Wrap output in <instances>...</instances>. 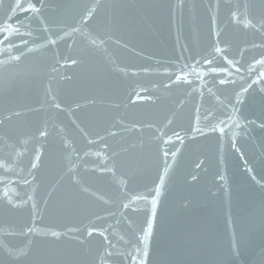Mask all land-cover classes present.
Listing matches in <instances>:
<instances>
[{"label":"water","instance_id":"obj_1","mask_svg":"<svg viewBox=\"0 0 264 264\" xmlns=\"http://www.w3.org/2000/svg\"><path fill=\"white\" fill-rule=\"evenodd\" d=\"M31 2L0 3V264H264V0Z\"/></svg>","mask_w":264,"mask_h":264},{"label":"snow or ice","instance_id":"obj_2","mask_svg":"<svg viewBox=\"0 0 264 264\" xmlns=\"http://www.w3.org/2000/svg\"><path fill=\"white\" fill-rule=\"evenodd\" d=\"M97 2H98V0H97ZM0 3H2V0H0ZM16 9H19L21 12H28V13H33V14H39V12H40V8H38L36 4L32 3L31 0H26V3L25 4H21L20 3V0H16L15 6L10 8V12L13 13V14H15ZM91 16H92V12L89 11L86 8L85 9V14L82 17L81 23H83L84 21L90 19ZM7 19L11 20L12 19V16L7 17ZM27 19H30V18H27ZM22 23L23 22H17V25L16 26H19ZM260 23L262 24V26H264V21H262ZM10 27H13V25H3V26H0V37H2V40H0V42H3V40L9 39L8 28H10ZM45 30L47 31V27H45ZM71 31L72 32H77V31H79V28H72ZM69 34L70 33H65V35H69ZM25 35H29L30 36L31 35V32H27V33H25ZM62 39H64V35H56V39H51V34H50L49 35V38H47L45 40V42H44V44L42 46L46 47L48 44H56L58 40H62ZM22 42L26 43V41H22ZM91 43L93 45H95L96 44V40H92ZM100 43L102 45L104 43V41L101 40ZM216 51L219 52L221 50L219 48H217ZM17 59H19V57H17ZM72 63L75 64L76 61L73 60ZM205 63H210V61L205 60ZM262 63H264V61H262ZM213 71H214V69H213ZM180 80H181V77L179 75H177L176 76V81L179 82ZM228 82L229 81H226V80L219 81L220 84H224V83H228ZM137 98L139 99V97H137ZM54 99H55V97H53V100ZM237 102L238 103L240 102L238 98H237ZM55 107L56 108H59L60 105L59 104H56ZM77 107H79V105H77ZM233 111H236V109L233 108ZM16 115H19V114L17 113ZM199 119H200L199 109H197L196 123H199ZM205 119H207V116H205ZM227 119L230 120L231 119V116H228ZM169 122H171V121H169ZM0 123H3V122L0 121ZM225 124H226V121L225 120H219L218 121V124L216 126H213L210 130L212 132H217L218 131L219 133L223 134L225 132V127H224ZM148 127H151V125H149ZM191 131H194V132H197V133H199L201 135H204V131L200 127H192L191 128ZM40 135L41 136H45L46 133L42 131V132H40ZM163 135L164 134L162 133L160 137H154L153 139L155 141H159V140L162 139ZM173 135H175L177 141H180L181 143H183L184 137H182L179 132H174ZM186 135H187V133H185V136ZM100 139L102 140L103 138L101 137ZM170 141H171V137H169L168 140L163 141V142L164 143H168ZM89 143L90 144H93L95 142L94 141H89ZM104 147L107 148L108 145L105 144ZM72 151L75 152V149H72ZM178 151H179V149H177V152ZM84 155H88V153L85 152ZM98 155H100V153H98ZM175 156H176V152H172L171 153V157L173 159H175ZM168 157H169V152L166 151V150L163 151L162 152V159H163V171L164 172H167L168 168L170 167V165H168V162H167V158ZM36 159L39 160V157H37ZM70 163H71V161H70ZM32 167L35 168L36 167V164H33ZM99 170L101 172H112V168L107 167V165H105L104 167H101ZM72 172H73V169L72 168H69L67 175H68V177H69L70 180H73ZM159 181H160V184L157 185L151 192H149L148 195H140V194H137L136 199H139V200H147L148 199V196L149 195H152V193L154 192L155 193V196H153L152 205H153V208H155V206L157 204V200L155 199V197L160 195V186L163 185V183H164V177H163V175H160L159 176ZM24 183L27 184V183H29V181L28 180H25ZM29 199H31V198H29ZM33 207H35V205H33ZM124 207L127 208L128 205L125 204ZM153 215H154V213H153ZM153 226H154V221H153V223H149L148 224V230L145 233V239H147V237L151 235ZM92 231H95V229L93 228L92 230H90L88 234L91 235L92 234ZM27 232L28 233H33L34 232V228L33 227H28L27 228ZM59 235H60V233H57V232H53L52 233V236L53 237H57ZM23 255H25V253L21 252L20 250H11L9 252V256L14 261H17V262L22 258ZM104 259H105L104 256H101L100 257L101 264H103ZM133 264H135V261H133Z\"/></svg>","mask_w":264,"mask_h":264}]
</instances>
